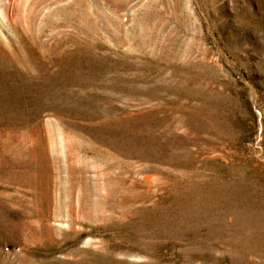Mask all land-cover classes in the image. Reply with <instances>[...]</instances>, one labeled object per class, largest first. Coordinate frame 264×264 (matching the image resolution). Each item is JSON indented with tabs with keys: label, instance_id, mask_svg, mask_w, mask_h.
Returning <instances> with one entry per match:
<instances>
[{
	"label": "rangeland",
	"instance_id": "obj_1",
	"mask_svg": "<svg viewBox=\"0 0 264 264\" xmlns=\"http://www.w3.org/2000/svg\"><path fill=\"white\" fill-rule=\"evenodd\" d=\"M0 264H264V0H0Z\"/></svg>",
	"mask_w": 264,
	"mask_h": 264
}]
</instances>
